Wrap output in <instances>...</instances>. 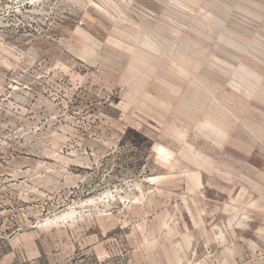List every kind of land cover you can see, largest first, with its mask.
Segmentation results:
<instances>
[{"label":"rangeland","instance_id":"374dc122","mask_svg":"<svg viewBox=\"0 0 264 264\" xmlns=\"http://www.w3.org/2000/svg\"><path fill=\"white\" fill-rule=\"evenodd\" d=\"M0 264H264V0H0Z\"/></svg>","mask_w":264,"mask_h":264},{"label":"bare ground","instance_id":"6f19581e","mask_svg":"<svg viewBox=\"0 0 264 264\" xmlns=\"http://www.w3.org/2000/svg\"><path fill=\"white\" fill-rule=\"evenodd\" d=\"M73 212L66 213L62 216V218H68V217H73Z\"/></svg>","mask_w":264,"mask_h":264}]
</instances>
